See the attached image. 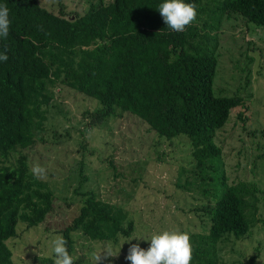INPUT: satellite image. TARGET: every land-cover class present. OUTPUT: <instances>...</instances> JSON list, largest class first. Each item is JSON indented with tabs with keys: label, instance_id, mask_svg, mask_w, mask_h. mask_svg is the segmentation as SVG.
I'll use <instances>...</instances> for the list:
<instances>
[{
	"label": "trees",
	"instance_id": "1",
	"mask_svg": "<svg viewBox=\"0 0 264 264\" xmlns=\"http://www.w3.org/2000/svg\"><path fill=\"white\" fill-rule=\"evenodd\" d=\"M163 2L98 0L66 17L38 0H0L11 20L7 39L0 38V52L6 50L9 57L0 61V264H15L6 240L14 237L16 224L37 225L52 208L51 190L33 177L24 154L13 158L12 152L38 139L52 99L50 87L58 84L98 101L100 108L88 114L89 125L119 110L160 137L188 138L192 182L220 185L199 188L206 201L195 210L207 225L190 233L191 264H234L220 259L221 244L248 233L258 190L241 180L227 183L218 166L221 152L213 137L244 102L239 94L212 91L216 32L225 13L264 25V0H184L198 6V16L183 32L163 22L158 11ZM9 155L12 160L4 164ZM78 194L77 214L61 230L70 253L75 230L99 241L130 235L133 222L121 207L91 191ZM53 260V254L39 256L31 264Z\"/></svg>",
	"mask_w": 264,
	"mask_h": 264
},
{
	"label": "rangeland",
	"instance_id": "2",
	"mask_svg": "<svg viewBox=\"0 0 264 264\" xmlns=\"http://www.w3.org/2000/svg\"><path fill=\"white\" fill-rule=\"evenodd\" d=\"M38 2L53 13L61 9L67 17L83 13L98 0ZM216 43L212 91L215 95L239 94L244 102L230 111L213 137L221 152L217 165L227 183L241 180L258 190L248 233L223 242L220 259L264 264V25L225 13ZM50 90L52 99L38 139L12 152V157L24 154L29 170L35 163L46 168V177L38 180L51 190L52 208L37 225L16 224L14 237L6 240L15 264H31L36 257L53 254L50 241L61 235L77 214L78 192L82 191L121 207L132 220L133 229L128 237L116 241L90 240L80 230L71 232L76 264H92L91 253H102L107 242L113 244L114 253L120 252L103 264H131L125 259L130 244L139 243L147 250L153 233L204 230L207 223L195 210L206 201L199 188L220 185L208 180L201 185L192 182L187 137H160L136 116L119 110L89 125L88 114L100 108L97 100L62 84ZM9 160L11 155L1 161L6 164Z\"/></svg>",
	"mask_w": 264,
	"mask_h": 264
},
{
	"label": "clouds",
	"instance_id": "3",
	"mask_svg": "<svg viewBox=\"0 0 264 264\" xmlns=\"http://www.w3.org/2000/svg\"><path fill=\"white\" fill-rule=\"evenodd\" d=\"M197 8L195 3H185L184 0H164L159 5L158 11L168 28L175 32H183L187 26L196 21ZM9 12L10 9L6 4H0V38L2 39H7L9 35L11 26ZM8 59L6 50L0 52V61L7 62ZM46 171V168L39 163L33 164L30 168L31 174L36 179H44ZM147 241L150 242L147 250L141 248L139 243L130 244L125 259L131 264H191L193 260L194 246L191 234L187 231L164 230L153 233ZM50 243L54 255L53 264H76L77 258L69 252L68 241L63 235H54ZM119 252L114 253L113 244L107 242L102 253H91L92 264H103V261L110 257L118 256Z\"/></svg>",
	"mask_w": 264,
	"mask_h": 264
}]
</instances>
